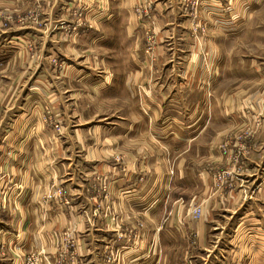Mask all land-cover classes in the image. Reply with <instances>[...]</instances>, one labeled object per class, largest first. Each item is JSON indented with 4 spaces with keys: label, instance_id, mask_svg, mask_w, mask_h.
Listing matches in <instances>:
<instances>
[{
    "label": "crops",
    "instance_id": "1",
    "mask_svg": "<svg viewBox=\"0 0 264 264\" xmlns=\"http://www.w3.org/2000/svg\"><path fill=\"white\" fill-rule=\"evenodd\" d=\"M221 6L0 0V264H264V56Z\"/></svg>",
    "mask_w": 264,
    "mask_h": 264
},
{
    "label": "rangeland",
    "instance_id": "2",
    "mask_svg": "<svg viewBox=\"0 0 264 264\" xmlns=\"http://www.w3.org/2000/svg\"><path fill=\"white\" fill-rule=\"evenodd\" d=\"M221 1H222L223 6H221L220 8H225L227 10L241 9L243 13L247 12L245 14L247 18L245 17L243 18L244 22L247 21V28L244 31V34L242 37L244 56L245 57L251 56V54H255V53H259L260 56H264V0H221ZM196 4H197V7H196ZM196 4L194 6L195 8L194 10L199 11L201 9L200 2L198 3L196 2ZM251 11H253L255 16L254 15L250 16ZM28 16L33 19H37L40 16V11L32 10L28 14ZM77 16H78V19H80V17H82L83 14L81 16L77 12ZM8 18L10 19V16ZM197 20L201 21L200 19H196V21ZM252 20H253V23L255 21V24H251ZM38 21H41V18H39ZM202 22H203V26L202 28H200V30L206 31V27H207L206 23H204L203 20ZM8 24H9L8 22H4L5 26H8ZM252 25H254V30L256 31L254 35H252V32L250 30V28H252ZM201 33L202 32H199L197 33V35L201 36L202 35ZM254 37H257L258 40L256 41V38ZM52 116L55 117V115L53 114ZM50 122L54 124L53 121H50ZM221 145H222L223 154L225 155V158L228 160V163L227 165L224 166V168L214 169L213 176H212L213 177L212 185L216 192H218L221 188L225 187V185L229 186V185H232L234 181L236 182L237 174L240 171L239 170V166L241 163L240 161L244 155L248 154V151H249L247 146H238L235 144L234 141L227 140ZM209 167L212 169L211 166ZM257 187L258 186H256V188ZM253 192L254 190L252 191V193H249L247 195L252 196L255 193ZM262 193L264 194V192ZM262 196L263 197H259L257 201V205L259 206L260 212H261L262 207L264 208V195ZM203 212H204V205L202 203H197L194 205L192 214L195 218L201 217ZM263 229H264V219H263V223L261 225L260 230L262 231ZM259 253H264V240H261L259 243Z\"/></svg>",
    "mask_w": 264,
    "mask_h": 264
},
{
    "label": "built area",
    "instance_id": "3",
    "mask_svg": "<svg viewBox=\"0 0 264 264\" xmlns=\"http://www.w3.org/2000/svg\"><path fill=\"white\" fill-rule=\"evenodd\" d=\"M78 13L82 16V14H83V11H82V8L80 7V9L78 10ZM201 25L203 26V22L201 23ZM202 28V27H201ZM49 119H50V121H53L54 122V129L57 131V132H61V130H62V124L60 123V120H59V118H57V119H53L52 118V116L50 115L49 116ZM225 150V149H224ZM216 177V176H215ZM60 195H62V196H64V192L63 191H61V193H60ZM63 201L66 203V202H69L68 200H67V198H63ZM198 208V207H197ZM196 208V209H197ZM26 264H37V260H36V257L34 256V254H31V255H29L28 257H27V259H26Z\"/></svg>",
    "mask_w": 264,
    "mask_h": 264
},
{
    "label": "bare ground",
    "instance_id": "4",
    "mask_svg": "<svg viewBox=\"0 0 264 264\" xmlns=\"http://www.w3.org/2000/svg\"><path fill=\"white\" fill-rule=\"evenodd\" d=\"M34 256L36 257V255L34 254ZM37 258V257H36Z\"/></svg>",
    "mask_w": 264,
    "mask_h": 264
}]
</instances>
